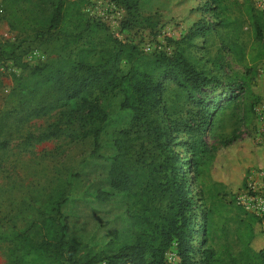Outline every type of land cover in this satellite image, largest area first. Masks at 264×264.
I'll return each mask as SVG.
<instances>
[{
	"label": "trees",
	"instance_id": "obj_1",
	"mask_svg": "<svg viewBox=\"0 0 264 264\" xmlns=\"http://www.w3.org/2000/svg\"><path fill=\"white\" fill-rule=\"evenodd\" d=\"M116 1L133 13L142 0ZM207 2L211 7L205 9L213 12L215 22L201 19L178 40L170 38L175 45L171 53H146L139 43L112 36L113 33L95 38L101 28H106L82 12L81 0H49L52 12L45 22L49 26L47 31H52V39L65 52H59L52 62L36 65L6 97V107L0 114V150L10 144L13 132L9 123L15 117L22 123L25 118L58 111L60 119L52 122V135L65 129L61 119L64 117L66 126L74 130L73 139L92 136L97 151L108 113L94 92L120 91L121 107L131 110L133 116L130 128L121 130L115 140L111 190H101L98 195L106 198L118 190L128 198L130 235L116 251H93L87 243L69 235L61 210L67 198L55 197L51 201L56 214L47 213L40 204L37 214L27 215L26 227H15L6 234L11 243L8 264H264V246L254 249L249 245L252 234L239 254L210 246V213L203 211L198 220L196 198L185 170L190 167L197 176L209 157L208 132L217 135L222 146L240 139L238 124H250L256 104L264 98V77L255 72V65L264 61V11L251 0ZM135 23L125 22L122 29L133 30ZM210 33L218 37L219 47L215 56H207L206 62L222 69L226 51L246 68L238 79L243 115L231 130L225 129L226 120L221 115L239 96H229L222 105L204 98L205 87L216 76L203 66V54L192 57L186 52L199 37L204 39L203 45H209ZM246 34L250 36L247 38ZM13 45L7 43L4 51ZM123 64L127 65L126 70ZM234 80L230 79V86L235 84ZM170 83L175 84L177 98L169 105L164 95ZM183 133L187 134L186 139L181 136ZM50 135L45 131L37 139ZM137 145L141 152L138 164H133L130 154ZM177 145L188 149L189 159L176 150ZM257 152L258 158H254L249 151L232 149V159L228 160V154L220 157L216 168L233 175L237 189L245 187L243 173L250 161L264 160V147L257 148ZM1 163L0 157V167ZM251 214L253 223L261 226L264 215ZM173 246L180 259L176 263L168 262L166 257Z\"/></svg>",
	"mask_w": 264,
	"mask_h": 264
},
{
	"label": "rangeland",
	"instance_id": "obj_2",
	"mask_svg": "<svg viewBox=\"0 0 264 264\" xmlns=\"http://www.w3.org/2000/svg\"><path fill=\"white\" fill-rule=\"evenodd\" d=\"M81 2V10L87 15V8L93 1ZM251 2H259L264 8V0ZM210 7L207 0H146L133 13H128L123 7L122 16H117L115 22H99L106 29L101 28L95 38H103L113 33L112 36L123 40L134 39V42L139 44L150 42L154 46H163L165 51L171 53L175 45L170 38L178 40L189 32L193 26L189 23L192 22L189 21L191 15L198 13L201 14L199 20L216 21L213 12L205 9ZM51 12L52 5L49 0H0V114L6 107L8 94L30 75L36 65L52 62L59 52H65L59 47L58 41L52 39V31H47L49 26L45 22H48ZM125 22H136V26L131 31L122 29ZM42 32L47 35L42 36ZM246 35L247 38L250 36ZM207 39V46L203 45L202 37L195 39L196 43L191 47L193 50L188 47L187 54L192 57L203 54L205 62L208 55L215 56L219 39L215 33H210ZM7 43L15 45L12 49L4 51ZM222 62V69L208 61L203 65L210 74L216 76L213 82L205 87L204 98L222 105L226 104L229 96H239V100L233 102L221 115L226 120L225 129L231 130L236 120L241 119L243 115L240 105L243 96L238 79L246 73V68L238 64L226 51ZM255 66L256 75L264 77V61ZM126 68L127 65H124L123 69ZM232 78L236 80L235 84L230 86ZM176 95L175 84L170 83L164 95L169 105L175 101ZM94 96L108 113V119L98 139L97 151L94 137L73 139L74 130L71 126H66L64 117L61 119L65 129L57 135H52V122L60 119L58 111L25 118L22 123L17 122L16 117L10 121L9 130L13 132V136L9 146L0 150V264L9 262L11 243L5 238L6 234L12 232L15 227H26L27 215L37 214L40 204L47 213L56 214L51 201L55 197L67 198L61 210L65 215L62 221L69 226V235L87 243L93 251H116L129 240L128 198L118 190H114L112 195L106 198L98 195V192L111 190L110 169L117 152L115 140L121 130L130 128L133 113L121 107L123 94L118 90L106 94L95 91ZM73 119L78 121V118ZM238 125L240 139L228 146H222L217 135L207 133L206 139L211 150L197 176L190 167H185L192 193L196 198L198 220L202 219L203 211L208 210L210 213V246L228 250L232 254H239L248 245L249 234L254 236L249 242L252 248L263 247L264 228L254 224L252 214L239 207L235 201L236 195L244 187L237 189L233 182L235 177L224 169H217L216 163L226 154L228 160H231L232 149L236 148L249 151L254 158H258L257 148L264 147V98L256 104L250 124L246 125L241 121ZM45 131L51 135L37 139V136ZM181 136L185 138L187 134L183 133ZM176 150L181 151L186 160L189 159L190 153L186 147L177 145ZM140 152L139 146H135L129 161L138 164ZM257 161H250L243 177L246 178L252 173L258 182L257 187H262L258 193L262 194L264 160L260 163ZM197 238L202 240L200 235ZM110 244L113 245L111 249ZM166 257L168 262L175 263L180 260L176 255L175 246L167 252Z\"/></svg>",
	"mask_w": 264,
	"mask_h": 264
},
{
	"label": "built area",
	"instance_id": "obj_3",
	"mask_svg": "<svg viewBox=\"0 0 264 264\" xmlns=\"http://www.w3.org/2000/svg\"><path fill=\"white\" fill-rule=\"evenodd\" d=\"M92 1V4L87 8V12L89 14V17L97 22H103L106 24L115 22L117 16H122L124 12L123 7L119 5L116 0ZM255 6L260 10L264 11V8L261 7V3L259 4V2H256ZM132 41L134 42L135 40L133 39ZM141 44L142 43L140 42L139 47L146 53L165 51L163 46H154L150 42H144L142 45ZM246 182L247 186H245L244 189H242L236 195L235 201L246 211L262 217L264 215V191L262 192V194L258 193L259 189H261L262 187H257L258 182L255 181L254 177L252 176V173L251 175L246 176ZM261 227L264 228V221L262 222Z\"/></svg>",
	"mask_w": 264,
	"mask_h": 264
},
{
	"label": "crops",
	"instance_id": "obj_4",
	"mask_svg": "<svg viewBox=\"0 0 264 264\" xmlns=\"http://www.w3.org/2000/svg\"><path fill=\"white\" fill-rule=\"evenodd\" d=\"M145 1L146 0H142L141 1V3H140V7H141V4L142 3H145ZM168 12H169V10H168ZM172 15V14H171ZM174 16H177L178 14H173ZM201 14H198V13H196L195 15H191V17H190V19H189V21H192V22H189L190 24H195L199 19H200V16ZM197 19V20H196ZM196 20V21H195ZM131 31V30H130ZM176 248V247H175ZM176 254H177V249H176Z\"/></svg>",
	"mask_w": 264,
	"mask_h": 264
}]
</instances>
